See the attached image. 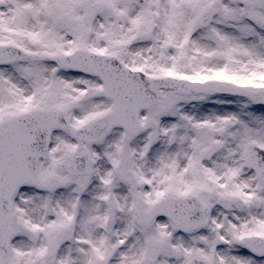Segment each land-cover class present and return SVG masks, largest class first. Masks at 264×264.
Returning <instances> with one entry per match:
<instances>
[{"label":"rangeland","instance_id":"rangeland-1","mask_svg":"<svg viewBox=\"0 0 264 264\" xmlns=\"http://www.w3.org/2000/svg\"><path fill=\"white\" fill-rule=\"evenodd\" d=\"M210 6L218 14L201 25ZM0 43L30 52L0 66V122L38 107L63 109L70 122L39 168L65 186L28 185L14 198L13 264H189L194 256L264 264L242 242L248 233L264 235V177L244 162L249 143L264 147V0H0ZM76 48L114 54L151 78L215 77L263 97L163 89L143 111L138 134L118 126L95 145L79 143L73 130L114 101L99 77L52 60ZM83 150L91 156L87 174L60 169ZM168 195H198L205 226L181 230L167 216L149 222V209Z\"/></svg>","mask_w":264,"mask_h":264},{"label":"water","instance_id":"water-1","mask_svg":"<svg viewBox=\"0 0 264 264\" xmlns=\"http://www.w3.org/2000/svg\"><path fill=\"white\" fill-rule=\"evenodd\" d=\"M24 54L25 52L19 47L2 45L0 46V63L21 59ZM69 58L75 68L90 72L95 70L106 76L108 81L110 73L120 70L115 60L116 63L112 60H97L96 57L89 54L78 55L77 53L70 55ZM58 59H62V57H58ZM121 69L126 71L125 68ZM126 74L129 75L128 78H119L118 76V78L110 79V84L115 92H112L110 88L108 92L123 105L117 107V112H108L93 123V134L101 132L95 137L102 136L109 127L117 123L124 122L127 126L131 125V123L123 121L124 118L122 117L124 113L128 112L129 106L134 107L138 103L142 105V103L149 102L144 93V88L147 87L145 78L142 80L140 74L130 73L129 69ZM139 77L143 81L144 88L140 85V81L137 80ZM156 85L178 87L183 91L202 90L207 86L204 83H190L171 78L157 79ZM47 116L48 113L36 112L15 118L8 124L0 126V264H11L9 260V245L13 233L12 196L23 182H34L36 180L38 161L41 156H46L51 133L57 126L53 125L52 122L49 123L50 119ZM130 116L128 115L127 118H131ZM247 165L255 167L258 174L261 175L264 171V150L252 147L247 154ZM195 198L193 197L194 200ZM193 199L179 198L176 204L179 206L194 204ZM196 207L199 211H196L195 218L196 222H199V220H203V206L198 207L196 205ZM160 211L161 209L153 210L151 218ZM175 218L177 224L181 225L180 217L175 216Z\"/></svg>","mask_w":264,"mask_h":264}]
</instances>
